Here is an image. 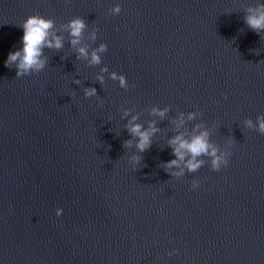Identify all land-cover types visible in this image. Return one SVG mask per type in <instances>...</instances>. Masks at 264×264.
<instances>
[{"label": "water", "instance_id": "obj_1", "mask_svg": "<svg viewBox=\"0 0 264 264\" xmlns=\"http://www.w3.org/2000/svg\"><path fill=\"white\" fill-rule=\"evenodd\" d=\"M262 5L0 0V264H264V31L246 22ZM35 14L64 46L18 77L5 60ZM75 17L86 28L73 46ZM133 116L158 129L143 152ZM205 130L228 165L168 168L170 140Z\"/></svg>", "mask_w": 264, "mask_h": 264}, {"label": "clouds", "instance_id": "obj_2", "mask_svg": "<svg viewBox=\"0 0 264 264\" xmlns=\"http://www.w3.org/2000/svg\"><path fill=\"white\" fill-rule=\"evenodd\" d=\"M121 12V7L117 6L114 9V13L117 15ZM246 22L250 28L256 31H264V5L259 9L251 10L250 14L246 18ZM23 29L22 36V47L15 51H10L7 59L5 60V66L10 67L13 64L17 68V76L22 77L31 74L33 71H40L46 66V58L44 57L45 48H56L60 49L64 46L63 37L53 32L55 28V21L41 16V15H30L20 25ZM69 35L72 37L70 43L73 46L80 44V37L86 28V23L83 18L75 17L68 22ZM106 45H101L99 49L94 50L91 53V62L100 63L99 52L105 51ZM78 52L83 57H88L89 53L87 48L79 47ZM113 78L119 79L122 86L127 83V77L123 74H114ZM102 79V78H101ZM87 95L91 96L96 94V89H90L86 92ZM167 110L154 109V113L160 116H164ZM194 114L189 116V119ZM137 117H132L130 122L129 131L136 137H138L137 148L143 152L151 146L152 136L158 129L153 125L150 126V130L143 129V126L138 123H134ZM258 123L255 126L256 130L264 134V116L257 118ZM183 123V119H181ZM249 127H253L252 121L246 122ZM130 143V142H129ZM170 146L173 148V154L176 159L167 162L168 168L179 167L181 162H184V166L188 171L195 172L202 165L203 161L198 160L197 157L202 155H211L212 169L219 171L223 166H227L229 163L230 151L218 153L209 141V132L201 131L198 134L193 135L190 139L185 138L183 134L177 135L170 140ZM186 156H190V159H186ZM173 175H183V168L180 172L173 173ZM199 187L198 181H193V188ZM56 214L62 215L63 209H57ZM171 255V253H169Z\"/></svg>", "mask_w": 264, "mask_h": 264}]
</instances>
